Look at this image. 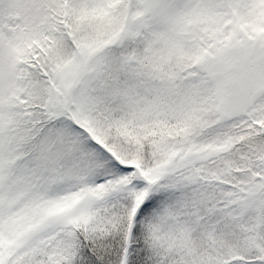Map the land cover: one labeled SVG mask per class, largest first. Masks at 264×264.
<instances>
[{
  "label": "snow or ice",
  "instance_id": "1",
  "mask_svg": "<svg viewBox=\"0 0 264 264\" xmlns=\"http://www.w3.org/2000/svg\"><path fill=\"white\" fill-rule=\"evenodd\" d=\"M0 264H264V0H0Z\"/></svg>",
  "mask_w": 264,
  "mask_h": 264
}]
</instances>
